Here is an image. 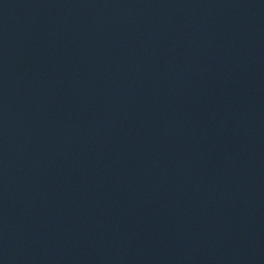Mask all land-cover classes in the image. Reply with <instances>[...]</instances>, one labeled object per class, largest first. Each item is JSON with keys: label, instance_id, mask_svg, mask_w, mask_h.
Listing matches in <instances>:
<instances>
[{"label": "water", "instance_id": "water-1", "mask_svg": "<svg viewBox=\"0 0 264 264\" xmlns=\"http://www.w3.org/2000/svg\"><path fill=\"white\" fill-rule=\"evenodd\" d=\"M0 264H264V0H0Z\"/></svg>", "mask_w": 264, "mask_h": 264}]
</instances>
